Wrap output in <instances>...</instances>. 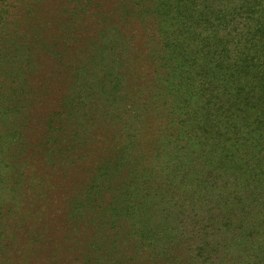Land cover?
<instances>
[{
	"label": "rangeland",
	"instance_id": "1",
	"mask_svg": "<svg viewBox=\"0 0 264 264\" xmlns=\"http://www.w3.org/2000/svg\"><path fill=\"white\" fill-rule=\"evenodd\" d=\"M178 2L0 0V264H239L224 194L264 217V193L199 184Z\"/></svg>",
	"mask_w": 264,
	"mask_h": 264
},
{
	"label": "trees",
	"instance_id": "2",
	"mask_svg": "<svg viewBox=\"0 0 264 264\" xmlns=\"http://www.w3.org/2000/svg\"><path fill=\"white\" fill-rule=\"evenodd\" d=\"M176 9L188 37L172 46L171 53H182L186 63H193L190 88L204 104L199 122L187 129L205 171L206 180L199 184L208 187L218 179L240 184L247 175L262 194L264 168L255 170L251 162L264 152V0H179ZM194 28L201 30L194 33ZM226 195L233 199V209L239 204L251 215L259 204L257 199L242 202L235 188ZM247 217L239 220V236L244 237L239 264H264V244L255 241L264 235V217L255 212L253 226Z\"/></svg>",
	"mask_w": 264,
	"mask_h": 264
}]
</instances>
